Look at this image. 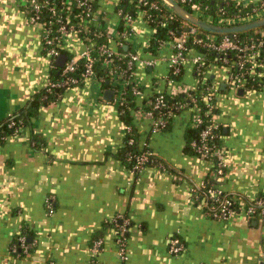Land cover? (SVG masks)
Here are the masks:
<instances>
[{"label":"crops","instance_id":"crops-1","mask_svg":"<svg viewBox=\"0 0 264 264\" xmlns=\"http://www.w3.org/2000/svg\"><path fill=\"white\" fill-rule=\"evenodd\" d=\"M113 3L102 0L97 8L112 35L109 46L118 50ZM133 30L125 50L157 60L153 67L136 66L142 94L134 102L144 109L154 95L175 91L165 80L173 51L166 46L155 56L147 53L154 30L143 16ZM84 45L72 34L64 49L78 54ZM50 63L42 33L23 5L0 0V127L29 108L48 81ZM206 78L219 89L228 166L219 186L241 203L264 199V89H236L227 70L214 65ZM198 81L187 64L178 82L195 88ZM106 90L114 92L111 101L104 99ZM118 97L116 86L103 89L93 75L42 106L31 126L0 144V264H264V218L238 211L228 220L212 219L193 197L192 188L211 174V165L187 149L190 113L177 114L167 129L155 132L150 119L133 112L139 148L154 154L134 173L121 158L128 134ZM122 223L129 225L126 261L117 246ZM173 238L183 245L178 256L169 253ZM98 240L102 246L95 253Z\"/></svg>","mask_w":264,"mask_h":264},{"label":"built area","instance_id":"built-area-1","mask_svg":"<svg viewBox=\"0 0 264 264\" xmlns=\"http://www.w3.org/2000/svg\"><path fill=\"white\" fill-rule=\"evenodd\" d=\"M26 10L29 21L32 25L40 29L42 33L43 46L50 58L49 75L57 67L56 60L61 54H65L64 43L72 34H77L84 41V48L78 54H71L63 68H61V80L48 81L44 90L51 94L55 89H69L75 85L86 81L95 74V70L100 63L105 71V75L110 76V80L116 86L118 93V108L124 104H131L142 94L140 85L135 79L137 64H144L153 67L156 59L144 60L137 53L128 48L131 38L134 36L133 24L138 15L148 21L152 17V12H158L165 20H171L178 24L179 32L171 31L172 40L163 42V47H170L173 54L166 59L169 73L165 77L168 84L175 87L171 93H158L147 103L144 109L134 110L143 114L152 121V129L155 132L167 128L169 120L173 119L176 112H188L191 115L190 128L199 130L198 135L191 140L193 148L201 158L205 159L216 168L214 178H221L225 175L227 164L225 160V149L217 143L221 137L218 130L221 127L219 120L218 93L219 89L213 84H208L206 78L207 70L212 66L225 68L228 72L229 82L236 89H247V85L257 83L264 89V26L257 28L255 34L242 36L239 32L233 34H216L197 27L181 19L169 5L163 0H128V3H121V0H114L118 24L122 25V30L116 32V44L118 50H113L109 45L112 35L105 27L106 19L104 14L98 12L97 5L102 0H18ZM111 1V0H110ZM113 1V0H112ZM179 5H190L191 14L207 23L219 27H234L264 18V0L252 1L248 5H253L252 13L246 17L234 15L226 17L220 9L217 17L208 14V6L191 3V0H174ZM247 6V5H244ZM217 23H214V21ZM91 27L94 33L90 34ZM118 31V30H117ZM83 35V36H81ZM93 35L92 38L91 36ZM108 35L109 41L106 43L102 38ZM83 37V38H82ZM149 45V44H148ZM196 51L193 58H189V53ZM191 64L199 81L195 88L186 87L178 82V78L183 75L184 68ZM84 68L82 78L75 75L77 70ZM128 91L131 92L134 100H128ZM165 95L175 96L178 99L174 103H169ZM62 97L60 94L57 96ZM182 97L181 99H179ZM12 122L10 127H14ZM19 130H16L18 133ZM128 135L132 134V129L126 127ZM135 138L128 139V145L133 146ZM154 154L149 149H140V153L131 155L130 158L135 165L132 169L134 173H139L151 162ZM204 180L200 185L192 188V194L196 201H203L204 205L211 203L212 217L216 220H228L235 213L236 203H241L237 197H226L225 191L218 185H212L207 190V196L201 197L200 190L206 187ZM258 212V218H264V200L258 199L255 206H249L243 211L251 217ZM52 210V207H51ZM52 212V211H50ZM128 224H120L117 235V246L120 258L127 260L126 246ZM102 241L98 240L93 251L98 253L101 250ZM183 251V245L178 238H173L169 245V253L178 256Z\"/></svg>","mask_w":264,"mask_h":264},{"label":"trees","instance_id":"trees-1","mask_svg":"<svg viewBox=\"0 0 264 264\" xmlns=\"http://www.w3.org/2000/svg\"><path fill=\"white\" fill-rule=\"evenodd\" d=\"M121 3L124 4L123 6H125L128 3V0H121ZM191 3L200 4L204 7L208 6L209 11H207V13L213 14L216 17L218 15L220 9H222L224 11L226 17H233L236 14L240 15L242 17H246L247 15L252 13V10L254 7L252 4L244 6L242 3H239V2L234 1V0H223V1H220L219 3L213 2V0H191ZM182 7H184L188 12H190V13L192 12L190 5H183L182 4ZM151 14H152V17L148 19V23L152 27V29L154 30V35H153V38L151 39V41L148 45L147 53H150L153 56H155L161 50V44L163 42H168V41L172 40V37L170 36V32L176 31V33H178L179 28H178L177 23H175L171 20H165L156 11H153ZM214 23H217V21L215 20ZM117 30H118L117 32H120L122 30V25L120 23L118 24ZM89 33L90 34L94 33V27H91V31H89ZM253 34H255V31H250L248 33H242L241 35L246 36V35H253ZM81 36H83V35H81ZM91 37L94 38L93 35ZM103 40L106 43H108L109 36L105 35L102 38V41ZM64 53L70 56V53H68L67 51H64ZM102 65H103L102 63H100L98 65V67L95 70V74L101 78L103 89H111L112 87L115 88V86L112 84V81L110 80V76L105 75V71H104ZM61 70L62 69L59 67L54 68L49 75V79L51 81H56V82L60 81L62 79L61 75L59 73V72H61ZM83 74H84V68L81 65V67L77 70V72L75 73L74 76H76L78 78H82ZM83 83H84V81L78 85H75V86H80ZM208 84H210V80H208ZM75 86H73V87H75ZM247 89L258 90V89H262V88L257 83H251L250 82L247 85ZM66 90L67 89H65V88H58V89H55L51 94H48L44 89H42L41 92L38 95H36L35 98L31 101L29 108L25 112L20 113L18 115L17 114L11 115L10 117L7 118L6 122L0 127V144L4 143L9 136L19 134L27 126H31L32 118L38 113L39 109L42 106H46L50 103L58 101L59 98L57 96L59 94L62 96ZM127 98H128V100H134V97L132 96L130 91H128ZM165 98L167 99V101L169 103H174L178 99L175 96H169V95H165ZM181 98L182 97H180L179 99H181ZM137 109H138V107L136 106L135 102H133L131 104H127V105L124 104L121 107H119V113H120V117H121L122 121L124 122L126 127H130L132 129V134L127 135V137H126V147L121 152L122 160L131 168V170L133 169L135 163L130 158V156L140 153V148H139L138 141H137V134H136V130L134 127V117H133V112H134V110H137ZM176 113L180 114L181 112H176ZM171 121H172V119L169 120V124H168L167 128L169 127ZM12 122L15 123L14 127H10V124ZM16 130H19V132L16 133ZM218 132H219V135L221 136L222 127H220ZM198 133H199V130L195 131V130L190 128L189 133L187 135V149L193 155H197V156H199V154L193 148H191L190 144H191V140L193 138H195L198 135ZM195 134H196V136H195ZM130 137H133L136 140V143L133 146L128 145V139ZM220 138L217 140V143L222 146V144L220 142ZM34 139H36V138H34ZM150 163H148V164H150ZM161 167H163V166L161 165ZM215 171H216V168L213 166L211 168V172H210L211 174L205 179V181L207 183L206 187L204 189L200 190L201 197L207 196V190L212 185H218L219 186V183H218L219 180H217V178H214ZM225 196L226 197H233V196L236 197L235 195L229 194L227 192H225ZM259 199L264 200L261 197ZM256 201H257V199L254 201L244 200L243 203H236L234 208H235L236 212H238V211L240 212V211H243L244 209H247V207H249V206H255ZM199 203L203 204V201H199ZM204 208L206 209V212L208 213L209 217L214 219L212 217V213L210 210L211 209V203H209L208 205H204ZM258 212H259V209L257 210V213L255 215L251 216L250 218L251 219H259L257 216ZM119 229H120V224L118 226V234H119ZM127 238H128V233H127ZM17 250H18L17 252H19V249H17Z\"/></svg>","mask_w":264,"mask_h":264},{"label":"water","instance_id":"water-1","mask_svg":"<svg viewBox=\"0 0 264 264\" xmlns=\"http://www.w3.org/2000/svg\"><path fill=\"white\" fill-rule=\"evenodd\" d=\"M163 1L167 5H169L171 9L174 11V13H176L181 19L193 25H196L197 27H200L203 30L216 34H233L239 32H248L264 26V18H262L257 21L250 22L244 25H239L234 27H219L194 17L190 12H188L184 7L179 5L174 0H163ZM67 58H68L67 55L61 54L56 60L57 67L63 68L65 62L67 61ZM239 93L242 94L243 91L241 90ZM113 95L114 92L112 90H106L104 92V99L107 101H111L113 99Z\"/></svg>","mask_w":264,"mask_h":264},{"label":"rangeland","instance_id":"rangeland-1","mask_svg":"<svg viewBox=\"0 0 264 264\" xmlns=\"http://www.w3.org/2000/svg\"><path fill=\"white\" fill-rule=\"evenodd\" d=\"M110 19V18H109Z\"/></svg>","mask_w":264,"mask_h":264}]
</instances>
